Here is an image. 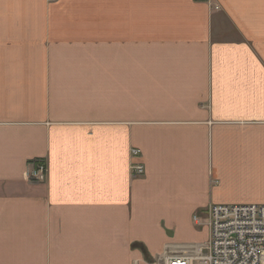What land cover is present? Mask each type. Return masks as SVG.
I'll return each instance as SVG.
<instances>
[{"label": "crops", "instance_id": "0c3cea01", "mask_svg": "<svg viewBox=\"0 0 264 264\" xmlns=\"http://www.w3.org/2000/svg\"><path fill=\"white\" fill-rule=\"evenodd\" d=\"M211 205L264 206V0H0V264L194 257Z\"/></svg>", "mask_w": 264, "mask_h": 264}, {"label": "built area", "instance_id": "2783aa9c", "mask_svg": "<svg viewBox=\"0 0 264 264\" xmlns=\"http://www.w3.org/2000/svg\"><path fill=\"white\" fill-rule=\"evenodd\" d=\"M139 154L132 150V157ZM131 172L134 177H141L144 168L134 164ZM28 178L43 182L45 164L33 163ZM206 215L210 234L201 251L194 257H169L164 264H264V206L211 205Z\"/></svg>", "mask_w": 264, "mask_h": 264}, {"label": "rangeland", "instance_id": "374dc122", "mask_svg": "<svg viewBox=\"0 0 264 264\" xmlns=\"http://www.w3.org/2000/svg\"><path fill=\"white\" fill-rule=\"evenodd\" d=\"M195 1V0H194ZM210 1L211 0H203V1H195L196 3H205V2H207L208 4H210ZM212 8H213V10H215V11H217V7H213V6H211ZM132 150H134V149H132ZM132 150L130 151V157H131V160H133V159H135V158H139V157H141V153L137 156V157H132ZM140 152V151H139ZM131 164H130V173H131V175H132V172H131V166L132 165H134V164H137V165H141V166H143L142 164H140V163H134V162H130ZM143 168H144V166H143ZM28 173H29V170L27 171V179L30 181V179L28 178ZM45 181V180H44ZM197 219H195V221H196ZM204 246V245H203ZM203 246H201V249L203 248Z\"/></svg>", "mask_w": 264, "mask_h": 264}, {"label": "bare ground", "instance_id": "6f19581e", "mask_svg": "<svg viewBox=\"0 0 264 264\" xmlns=\"http://www.w3.org/2000/svg\"><path fill=\"white\" fill-rule=\"evenodd\" d=\"M208 227H209V225H208ZM209 232H210V230H209Z\"/></svg>", "mask_w": 264, "mask_h": 264}]
</instances>
